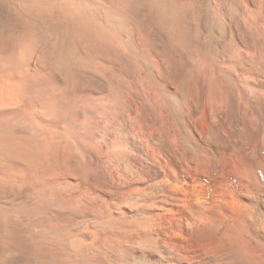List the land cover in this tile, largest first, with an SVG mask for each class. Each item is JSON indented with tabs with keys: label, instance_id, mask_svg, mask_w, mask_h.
Masks as SVG:
<instances>
[{
	"label": "clouds",
	"instance_id": "1",
	"mask_svg": "<svg viewBox=\"0 0 264 264\" xmlns=\"http://www.w3.org/2000/svg\"><path fill=\"white\" fill-rule=\"evenodd\" d=\"M0 264H264V0H0Z\"/></svg>",
	"mask_w": 264,
	"mask_h": 264
}]
</instances>
